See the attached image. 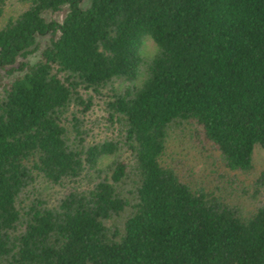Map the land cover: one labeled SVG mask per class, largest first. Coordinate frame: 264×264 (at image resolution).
I'll list each match as a JSON object with an SVG mask.
<instances>
[{"label": "trees", "instance_id": "16d2710c", "mask_svg": "<svg viewBox=\"0 0 264 264\" xmlns=\"http://www.w3.org/2000/svg\"><path fill=\"white\" fill-rule=\"evenodd\" d=\"M15 1L0 0V264H264V198L245 212L164 160L188 128L223 168L253 167L264 0Z\"/></svg>", "mask_w": 264, "mask_h": 264}, {"label": "rangeland", "instance_id": "374dc122", "mask_svg": "<svg viewBox=\"0 0 264 264\" xmlns=\"http://www.w3.org/2000/svg\"><path fill=\"white\" fill-rule=\"evenodd\" d=\"M87 0H84V4ZM19 8L15 0H8L5 15L14 13ZM67 11L63 5L59 10H47L43 13L47 20L55 19L61 21ZM49 40V35L38 36V49L28 55L34 60L39 48ZM155 50L154 42L147 38L143 46V55L149 57ZM4 76V71L0 70ZM190 129L172 131L164 160L174 166L176 170L191 181L194 187L214 189L229 201H233L248 212L256 203L264 198V190L256 196H251V183L258 173L264 168V148L256 143L253 148V167L249 171H230L223 168L218 160L217 153L209 144L199 143L192 136ZM235 179V180H234Z\"/></svg>", "mask_w": 264, "mask_h": 264}]
</instances>
